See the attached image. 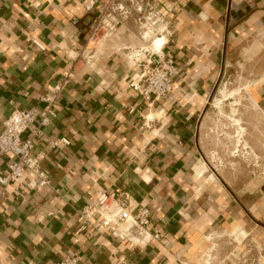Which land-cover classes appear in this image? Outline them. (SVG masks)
Instances as JSON below:
<instances>
[{"label":"crops","instance_id":"0c3cea01","mask_svg":"<svg viewBox=\"0 0 264 264\" xmlns=\"http://www.w3.org/2000/svg\"><path fill=\"white\" fill-rule=\"evenodd\" d=\"M84 1L0 0V129L16 109L45 108L39 96L61 86L34 142L48 183L28 186L37 179L27 172L19 187L0 185V264H57L72 253L78 264H203L212 236L227 256L241 241L264 264L262 199L247 191L237 201L206 175L198 141L223 56L259 23L264 2L143 0L166 20L162 50L178 67L171 93L148 103L131 86L139 67L127 53L150 44L144 29L129 17L115 35L90 39L104 1L91 11ZM61 137L68 143H50ZM10 161L0 154V174ZM99 189L128 191L130 210L148 206L151 225L121 237L94 217L79 229L77 215Z\"/></svg>","mask_w":264,"mask_h":264},{"label":"built area","instance_id":"2783aa9c","mask_svg":"<svg viewBox=\"0 0 264 264\" xmlns=\"http://www.w3.org/2000/svg\"><path fill=\"white\" fill-rule=\"evenodd\" d=\"M104 1L102 12L92 21L89 38L102 39L117 33L121 22L134 17L145 32L141 33L144 41H150L140 47H129L128 55L139 67L137 78L131 86L148 103L160 99L171 93L173 79L178 74V67L172 56L162 50L164 36L168 34L166 20L162 19L161 12L155 4L143 0H85L86 11L93 10L94 6ZM149 27V28H148ZM156 39L161 40L155 48ZM61 86L56 85L50 91L39 96L45 102L43 109H16L3 121L0 129V154L10 155L11 161L8 170L0 174L2 188L10 184L18 187L24 182V174L33 173L37 180L28 183L30 187H41L48 183V176L40 169V155L34 154V142L43 134V127L50 122L53 115V104ZM68 143L66 137L50 142ZM132 197L123 189H99L92 201L85 203L77 215L79 229L97 217L103 227L116 236H123L131 232L132 228L147 229L152 223L151 210L146 205L130 210ZM152 237L161 239V233L154 228ZM206 252L204 253V255ZM203 255V256H204ZM80 256L76 253L62 256L57 264H78Z\"/></svg>","mask_w":264,"mask_h":264},{"label":"rangeland","instance_id":"374dc122","mask_svg":"<svg viewBox=\"0 0 264 264\" xmlns=\"http://www.w3.org/2000/svg\"><path fill=\"white\" fill-rule=\"evenodd\" d=\"M260 7L264 9V3ZM244 31L223 56L221 72L199 120L198 141L206 175L237 201L247 191L260 197L264 211V108L254 101L258 90L264 94V14ZM219 239L210 238L212 245L202 257L203 264L257 263L253 251L242 248L236 235L240 242L232 247L238 252L233 249L228 256Z\"/></svg>","mask_w":264,"mask_h":264},{"label":"bare ground","instance_id":"6f19581e","mask_svg":"<svg viewBox=\"0 0 264 264\" xmlns=\"http://www.w3.org/2000/svg\"><path fill=\"white\" fill-rule=\"evenodd\" d=\"M160 44H161V40L156 39L155 42H154V46H155V48H158ZM236 121H237V120H236ZM240 131H241V130H240ZM237 235H239V233H237ZM240 235H242V234H240ZM237 237H238V236H236V239H237Z\"/></svg>","mask_w":264,"mask_h":264}]
</instances>
